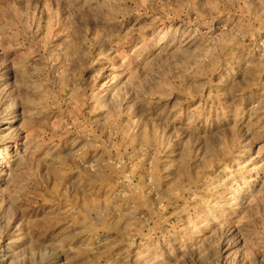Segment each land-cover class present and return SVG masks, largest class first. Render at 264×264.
Returning a JSON list of instances; mask_svg holds the SVG:
<instances>
[{"label":"rangeland","instance_id":"374dc122","mask_svg":"<svg viewBox=\"0 0 264 264\" xmlns=\"http://www.w3.org/2000/svg\"><path fill=\"white\" fill-rule=\"evenodd\" d=\"M0 264H264V0H0Z\"/></svg>","mask_w":264,"mask_h":264}]
</instances>
